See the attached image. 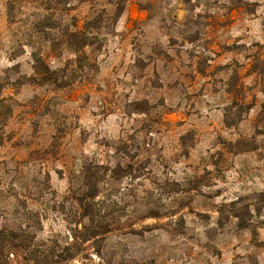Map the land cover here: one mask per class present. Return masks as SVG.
I'll return each instance as SVG.
<instances>
[{
	"label": "rangeland",
	"instance_id": "374dc122",
	"mask_svg": "<svg viewBox=\"0 0 264 264\" xmlns=\"http://www.w3.org/2000/svg\"><path fill=\"white\" fill-rule=\"evenodd\" d=\"M0 264H264V0H0Z\"/></svg>",
	"mask_w": 264,
	"mask_h": 264
},
{
	"label": "trees",
	"instance_id": "16d2710c",
	"mask_svg": "<svg viewBox=\"0 0 264 264\" xmlns=\"http://www.w3.org/2000/svg\"><path fill=\"white\" fill-rule=\"evenodd\" d=\"M11 5V4H10Z\"/></svg>",
	"mask_w": 264,
	"mask_h": 264
}]
</instances>
